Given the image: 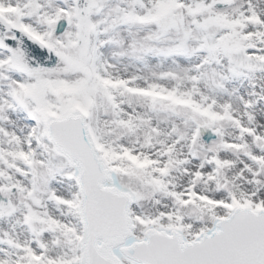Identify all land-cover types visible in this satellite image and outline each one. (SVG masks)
Listing matches in <instances>:
<instances>
[{
  "label": "snow or ice",
  "instance_id": "1",
  "mask_svg": "<svg viewBox=\"0 0 264 264\" xmlns=\"http://www.w3.org/2000/svg\"><path fill=\"white\" fill-rule=\"evenodd\" d=\"M0 264H264V0H0Z\"/></svg>",
  "mask_w": 264,
  "mask_h": 264
}]
</instances>
